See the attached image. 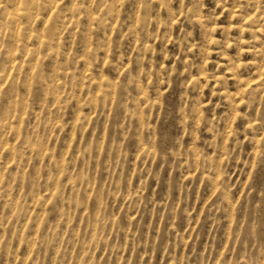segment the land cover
<instances>
[{"label": "rangeland", "instance_id": "374dc122", "mask_svg": "<svg viewBox=\"0 0 264 264\" xmlns=\"http://www.w3.org/2000/svg\"><path fill=\"white\" fill-rule=\"evenodd\" d=\"M0 264H264V0H0Z\"/></svg>", "mask_w": 264, "mask_h": 264}, {"label": "bare ground", "instance_id": "6f19581e", "mask_svg": "<svg viewBox=\"0 0 264 264\" xmlns=\"http://www.w3.org/2000/svg\"><path fill=\"white\" fill-rule=\"evenodd\" d=\"M30 4V3H29ZM11 17V16H10Z\"/></svg>", "mask_w": 264, "mask_h": 264}]
</instances>
